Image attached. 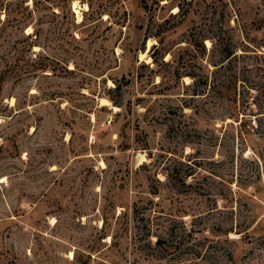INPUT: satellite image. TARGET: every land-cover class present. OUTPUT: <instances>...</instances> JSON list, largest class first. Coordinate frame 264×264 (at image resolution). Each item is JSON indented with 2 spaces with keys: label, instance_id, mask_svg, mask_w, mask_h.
<instances>
[{
  "label": "rangeland",
  "instance_id": "1",
  "mask_svg": "<svg viewBox=\"0 0 264 264\" xmlns=\"http://www.w3.org/2000/svg\"><path fill=\"white\" fill-rule=\"evenodd\" d=\"M0 264H264V0H0Z\"/></svg>",
  "mask_w": 264,
  "mask_h": 264
},
{
  "label": "trees",
  "instance_id": "2",
  "mask_svg": "<svg viewBox=\"0 0 264 264\" xmlns=\"http://www.w3.org/2000/svg\"><path fill=\"white\" fill-rule=\"evenodd\" d=\"M234 53H235V52H230V51H228V52H227V55H226L225 58L228 59V58L231 57ZM118 86H119V85H118ZM118 86H116L115 89H117ZM110 100H112V99H110ZM113 103H114V105H117V104H118L116 101H113Z\"/></svg>",
  "mask_w": 264,
  "mask_h": 264
},
{
  "label": "bare ground",
  "instance_id": "3",
  "mask_svg": "<svg viewBox=\"0 0 264 264\" xmlns=\"http://www.w3.org/2000/svg\"><path fill=\"white\" fill-rule=\"evenodd\" d=\"M76 3V2H75ZM75 3L73 4V9H75L76 7H75ZM79 17V16H78ZM79 20V19H78ZM150 44V43H149ZM148 44V45H149ZM102 103V102H101ZM103 103H104V100H103ZM106 103V102H105Z\"/></svg>",
  "mask_w": 264,
  "mask_h": 264
}]
</instances>
